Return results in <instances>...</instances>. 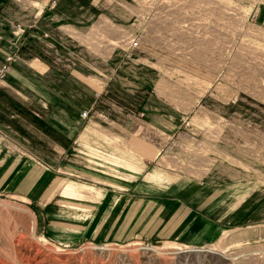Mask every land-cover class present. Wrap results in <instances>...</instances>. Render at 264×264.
<instances>
[{"label":"rangeland","instance_id":"1","mask_svg":"<svg viewBox=\"0 0 264 264\" xmlns=\"http://www.w3.org/2000/svg\"><path fill=\"white\" fill-rule=\"evenodd\" d=\"M4 64L0 264H264V0H0Z\"/></svg>","mask_w":264,"mask_h":264},{"label":"built area","instance_id":"2","mask_svg":"<svg viewBox=\"0 0 264 264\" xmlns=\"http://www.w3.org/2000/svg\"><path fill=\"white\" fill-rule=\"evenodd\" d=\"M8 70H9V64H7V65L4 64V65H2V67L0 68V78L3 77L4 74L8 72ZM86 116H87V111H84V112L82 113V117L84 118V117H86Z\"/></svg>","mask_w":264,"mask_h":264},{"label":"bare ground","instance_id":"3","mask_svg":"<svg viewBox=\"0 0 264 264\" xmlns=\"http://www.w3.org/2000/svg\"><path fill=\"white\" fill-rule=\"evenodd\" d=\"M115 44V43H114ZM116 45V44H115ZM7 61L8 62H10L11 61V58H9V59H7ZM41 239V238H40ZM42 240V239H41ZM43 241V240H42ZM164 248V247H163ZM231 248H232V246H231ZM185 249V248H184ZM8 257V256H7ZM40 262V261H39Z\"/></svg>","mask_w":264,"mask_h":264}]
</instances>
